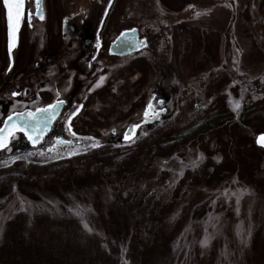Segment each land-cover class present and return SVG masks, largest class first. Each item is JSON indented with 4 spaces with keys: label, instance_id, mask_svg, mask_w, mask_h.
I'll return each instance as SVG.
<instances>
[{
    "label": "rangeland",
    "instance_id": "obj_1",
    "mask_svg": "<svg viewBox=\"0 0 264 264\" xmlns=\"http://www.w3.org/2000/svg\"><path fill=\"white\" fill-rule=\"evenodd\" d=\"M46 14L36 35L21 29L9 71L0 0V123L44 104L29 100V73L56 20H72L71 31L74 20L91 17L100 35L99 70L83 79L64 61L76 56V37L69 38L52 85L65 98L77 91L65 132L82 145L0 159V245L32 264H264V148L256 144L264 134V0H46ZM124 28H137L148 48L113 58L105 50ZM18 83L26 91L21 100L12 96ZM154 92L167 98V115L121 143L128 126L144 121ZM104 146L120 150L104 172L97 154L74 159ZM69 161L71 177L15 181L29 165ZM149 165L155 179L145 173L141 181L151 185L153 202L160 197L164 204L157 212L151 207L146 222L177 230L167 244L171 254L155 238L142 251L132 227L126 239L118 235L125 220L132 225L135 208L127 199L149 192L131 191L123 176Z\"/></svg>",
    "mask_w": 264,
    "mask_h": 264
},
{
    "label": "flooded vegetation",
    "instance_id": "obj_2",
    "mask_svg": "<svg viewBox=\"0 0 264 264\" xmlns=\"http://www.w3.org/2000/svg\"><path fill=\"white\" fill-rule=\"evenodd\" d=\"M2 2V0H1ZM3 6V2H2ZM39 12V14L43 15V19L41 20L39 18V15L36 13ZM29 15H30V21H29ZM49 16L46 14V0H39V3H37V0H24L23 4V13L20 19L19 28H18V38L15 47L12 50V56L11 60L9 59V53L8 48L6 45L7 50V56L9 60V71L11 70L14 61L16 52L18 49V46L20 44L21 40V29L27 28L30 32H34L35 35L38 31H36V21H44ZM6 20V18H5ZM52 22V20H51ZM69 22H73L72 20H69L68 18L65 20H56V26L55 30L48 34L47 36V42H45V46L38 47L40 50V56L34 58L33 67L34 69H31L32 71L29 73V79L31 81V89L33 90L30 92V98L29 100H40L43 105L34 106L31 108L23 109L22 111H15L12 113H8L3 117L2 123H0V129L2 128L5 120L10 117L12 114L15 113H23L25 111H30L31 113H36L37 109L45 108L48 105H53L58 102L61 103V109L59 113L56 115L54 120L50 123V125L43 127V123L41 120L40 122H35V127L31 129V133H35V136H27L26 133L22 130H17L14 133L10 134L7 139V143L4 147L0 148V159H9L13 155L22 154L23 156H31V155H40V154H46V153H52L54 151L62 150L60 148H57V146H81L82 142L76 140L75 138H69L65 132L67 123H69L70 119L74 117L73 113H75L76 110H72L71 112V103L73 102L74 97L76 96L75 91L71 96L63 97V95L60 93L58 86L53 87V82H56L54 77L57 75L56 70L54 67H56V61L58 57H61L64 55L65 48L68 49L67 44L69 42V38L72 40L73 37H76L74 43L75 46L71 47V51L74 55L73 58H70L71 60L67 61L64 60L66 63L68 62L71 65H73L71 68H74L75 71L79 74V76L83 79H89L90 74L93 75V77L97 76L98 70H99V58L101 56V49H100V35L99 31L97 29V24L94 23L87 15V17H82L79 22L77 20H74V24H72L71 31H67V24ZM137 30V39L138 42L142 44L144 42V45L141 49L134 52L137 53L145 48H148L147 41L145 38L140 36V32L137 28H132ZM130 29H122L117 34L116 38L110 42L105 50V52L108 53L113 58H124L128 57L134 53H131L127 56H118L111 53V45L114 43V41L117 39V37L122 34L125 31H130ZM6 44H7V27H6ZM49 32V31H48ZM47 32V33H48ZM62 43L64 45H62ZM78 44V45H77ZM61 45V46H60ZM60 47H64V50H62ZM37 46L33 47L32 53L34 55L37 54ZM104 51V50H103ZM36 53V54H35ZM34 57V56H33ZM30 56V60H33ZM69 59V58H68ZM23 75V74H19ZM20 76V77H21ZM39 82H42L41 85H38ZM52 89H48V88ZM83 85H78V90L81 89ZM25 89H23V85L18 83L16 86V92L15 95L12 96L16 99L21 100L24 96ZM55 94L54 97L52 95ZM154 99L151 101L152 103V112L151 114L145 115L144 111V120L146 117H153L154 115L158 114V116L149 124L154 123L156 120L159 121V118L165 117L168 113V110L165 106V104L168 102L167 98H160L158 93H153ZM150 104V103H149ZM149 104L146 105V109L148 108ZM141 121V120H140ZM138 122V125L141 122ZM147 124V125H149ZM130 125L124 130V134L126 130L133 126ZM143 126H141L137 132V137L140 134V131ZM124 134L122 138L120 139L121 143L124 141ZM113 137H116V131L113 130L112 132ZM17 138V141L14 142L15 138ZM14 139V140H13ZM13 140V143H12ZM12 143V144H11ZM9 146H14V151L11 153L12 155H6L5 150ZM19 146H22L20 148H17ZM68 148V147H66Z\"/></svg>",
    "mask_w": 264,
    "mask_h": 264
},
{
    "label": "trees",
    "instance_id": "obj_3",
    "mask_svg": "<svg viewBox=\"0 0 264 264\" xmlns=\"http://www.w3.org/2000/svg\"><path fill=\"white\" fill-rule=\"evenodd\" d=\"M140 144V142H139ZM138 144V145H139ZM136 150L135 151H142L146 148V146H133ZM109 146H104V147H100V148H96L95 150L89 152V153H86V155H80V156H76V158L74 159H77V160H80L81 158H85L86 156H93V160H95L99 155V160H100V168L102 167V172L106 171V168L104 167V165L108 162V159H109V156L112 154V155H115V154H119L118 152L120 150H109ZM133 148V149H134ZM123 151V150H121ZM123 152H127V151H123ZM97 154V155H96ZM74 159H71L74 160ZM87 159V158H85ZM72 162H67L65 164H54V165H51L50 167L48 166H40L38 164H32V165H29V167H26V168H23L22 172H20V175L15 179V181L17 180H24L25 178H27L28 176H36V177H40L41 174H44L47 178L49 177L50 180H52L53 182L55 181H58V180H61V179H64L66 178V176H68V174H70L69 176L71 177V175L73 174V171L70 170V164ZM70 170V172H69ZM75 171V170H74ZM150 172H153V166L152 165H149L146 170L144 169L143 171H135L133 172V174H128V175H124L123 176V179L124 180H128V179H131L132 181V187H129V189L131 191H133L134 189H142L143 190H146V191H149V188H151V185L147 184V182H142L144 181L143 179V176L146 175L145 173L148 174V179L149 181H153L152 179H155L154 176L151 175ZM79 173V172H78ZM100 173V172H98ZM81 174V173H80ZM77 175V174H76ZM126 176V178H124ZM41 178V177H40ZM142 180V181H141ZM157 182V181H156ZM153 191L156 192V195H159L160 194V191L162 189L158 188L157 185H155V187H153ZM154 192V193H155ZM152 192L149 191V192H146L144 195H142L141 197L138 195H135L133 194L132 197L128 198L127 201L129 203H131V206H134L135 210H134V214L131 215V226L129 225V221L128 220H125L123 225H121V228L122 230L124 231L123 233H120L118 234L119 236L122 235V238L123 239H126V237L129 235V233L131 232H128L129 228L132 227V230L135 234V238L137 240V242L141 245V242H142V245H141V250L143 251L144 248H146L147 246H149V242L151 241V239H156L157 241V244L155 246H159L161 245L162 243L161 242H164L165 244V247H161L164 250L168 251L170 254V249H169V245L168 244V241L171 242V239L173 236H175V234L177 233V230L176 229H168V228H159V225H156L154 223H157V222H146V215L150 213L151 211V207H152V211H156L160 208V207H163V204L164 203H161L163 201H161V198L158 197L159 199V202L160 203H154L153 202V197H152ZM155 204V206L153 205ZM160 206V207H159ZM154 209V210H153ZM161 215H163L164 212H159ZM129 218V219H130ZM147 223H152V225H148ZM160 222L158 221V224ZM126 236V237H125ZM119 240V238H117ZM142 239V241H141ZM141 241V242H140ZM20 243V240L18 242V244ZM167 245V246H166ZM0 264H32V257L30 256H24L23 254H20L18 256V258L21 257V260L17 258V254H12L11 251L7 248V246H3L0 245ZM144 247V248H143ZM148 252V251H147ZM141 254V253H139ZM25 259V260H22ZM59 259V258H58ZM53 260V259H52ZM48 261L47 263L48 264H66L64 263V261L62 260H58V261ZM36 264H40L39 262H37Z\"/></svg>",
    "mask_w": 264,
    "mask_h": 264
},
{
    "label": "water",
    "instance_id": "obj_4",
    "mask_svg": "<svg viewBox=\"0 0 264 264\" xmlns=\"http://www.w3.org/2000/svg\"><path fill=\"white\" fill-rule=\"evenodd\" d=\"M2 2H3V0H2ZM23 4H24V0L22 3V8H21L22 13H23ZM11 6L13 8V16H14L15 15V5L12 4ZM3 7L5 9V18H6V27H7V48H8V11L4 6V2H3ZM38 13L39 12H37L36 14L39 15ZM13 22L15 23V21H13ZM18 28H16L14 31L15 45H16L17 38H18ZM143 45H144V42H142V44L138 42L137 30L133 29L130 31H125L117 37V39L111 45V53L118 55V56H127V55L134 53V52L138 51L139 49H141L143 47ZM11 56H12V54H11ZM153 99H154V94L151 97V101ZM151 101H150V104L147 108V114H151V112H152ZM53 105H58L55 107L54 114H53L52 109H48L47 111H43V112L37 111L36 113H31L30 111H25L23 113L12 114L10 116L11 119H9V117H8L5 120L2 128L0 129V138L3 139L4 146L7 143L8 136L17 130L24 131L25 133H27L26 134L27 136H31V134H32V136H35V133H31L32 132L31 129L33 127H35V125H36L35 122H40L39 120H41L43 123V127L50 125V123L54 120V118L56 117V115L59 113V111L61 109V103H55ZM46 108L47 107L41 108V109H46ZM28 113H31L32 115L29 116ZM157 116H158V114L154 115L153 117H149V118L146 117L145 120L142 121L140 124L133 125V126L129 127L124 134V141H130L131 139H133L136 136V134H137V132L141 126H143L144 124L147 125V124L151 123ZM261 136H264V134H260L256 138V144H257V146L264 148V146H261V144L257 143V139L260 138ZM126 137H127V139H126ZM0 148H2V147H0Z\"/></svg>",
    "mask_w": 264,
    "mask_h": 264
},
{
    "label": "snow or ice",
    "instance_id": "obj_5",
    "mask_svg": "<svg viewBox=\"0 0 264 264\" xmlns=\"http://www.w3.org/2000/svg\"><path fill=\"white\" fill-rule=\"evenodd\" d=\"M3 2H4L5 8L8 11V53H9V59L11 60L12 49L15 46L14 31L16 28L19 27L21 15H22L21 8H22L23 0H3ZM37 3H39V0H37ZM108 3L111 4V0H108ZM12 4L15 5V15L14 16H13V8L11 6ZM30 18L31 17L29 15V21H30ZM39 18L42 20L43 15L39 14ZM13 21H15V23ZM101 80H103V77H101ZM13 95H15V93H13ZM58 103H62V102H58ZM56 106H58V105H51L50 104L47 106L46 109H37V111L43 112V111H47L48 109H52L53 114H54V110H55ZM239 107H240V105L237 102L235 105V108L238 109ZM77 111H78V109H77ZM28 115L31 116L32 114L28 113ZM73 115H75V113H73ZM145 115H147V109L145 110ZM9 119H11V117H9ZM73 135H75V134L73 133ZM89 139H91V138H89ZM126 139H127V137H126ZM257 143L261 144V146H264V136H261L260 138H258ZM93 146H95V145H93ZM0 147H4V142H3L2 138H0ZM85 227L87 228V225H85ZM203 243H206V241H202V244Z\"/></svg>",
    "mask_w": 264,
    "mask_h": 264
}]
</instances>
